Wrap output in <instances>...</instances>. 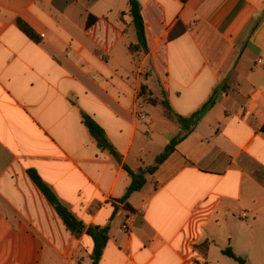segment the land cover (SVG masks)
<instances>
[{"label":"crops","instance_id":"0c3cea01","mask_svg":"<svg viewBox=\"0 0 264 264\" xmlns=\"http://www.w3.org/2000/svg\"><path fill=\"white\" fill-rule=\"evenodd\" d=\"M138 1L141 60L128 0H0V264H93L91 227L110 228L99 264H264V0ZM142 84L183 117L218 93L125 200L184 134Z\"/></svg>","mask_w":264,"mask_h":264},{"label":"trees","instance_id":"16d2710c","mask_svg":"<svg viewBox=\"0 0 264 264\" xmlns=\"http://www.w3.org/2000/svg\"><path fill=\"white\" fill-rule=\"evenodd\" d=\"M129 1V11L128 16L131 18V25L134 27L137 36V42L130 45V52L132 55L139 59L148 52V42L146 37V25L142 16V5L138 0H128ZM187 2L188 0H182ZM218 89H216L210 98V100L204 104L196 113L191 117H183L176 113L172 108L169 100L167 98L158 99L154 96L153 92L149 89L148 85L142 84L139 92L140 98L146 101L148 104L157 106L161 105L164 109L165 116L180 125L184 130V134L176 139H174L170 145H168L162 154H160L152 167L147 169H142L138 173H131L133 182L128 189L125 200H128L132 194L140 191L146 184V175L154 174L156 170L162 165L175 151L176 147L185 139L189 134H191L198 122L208 112L216 103V95ZM84 122L90 131V133L99 140L100 146L105 149H111L112 146L108 143L104 131L99 125H97L90 117L84 116ZM30 175L35 183L38 185L40 190L44 193L48 201L56 209L57 213L60 215L64 221L67 228L77 237H80L85 232V225L79 221L72 212L65 207L61 201L58 199L54 191L39 177L35 171H31ZM110 228L101 227H91L87 234L93 237L95 242L94 254L92 256L93 264H99L103 256L104 250L107 246L109 240ZM202 247L209 249V243L203 244ZM223 254L228 258L234 260L238 264H248L247 261L236 255L231 248H227L223 251Z\"/></svg>","mask_w":264,"mask_h":264},{"label":"rangeland","instance_id":"374dc122","mask_svg":"<svg viewBox=\"0 0 264 264\" xmlns=\"http://www.w3.org/2000/svg\"><path fill=\"white\" fill-rule=\"evenodd\" d=\"M142 57H143V56H142ZM142 57H140V59H138V60H141ZM150 74H151V70H149V71L147 70V72L145 71V75H146V77H148ZM200 249H201L202 252L205 251L204 247H200Z\"/></svg>","mask_w":264,"mask_h":264},{"label":"built area","instance_id":"2783aa9c","mask_svg":"<svg viewBox=\"0 0 264 264\" xmlns=\"http://www.w3.org/2000/svg\"><path fill=\"white\" fill-rule=\"evenodd\" d=\"M244 217H246V215H244ZM128 228H129V227L125 226L126 231L128 230Z\"/></svg>","mask_w":264,"mask_h":264}]
</instances>
